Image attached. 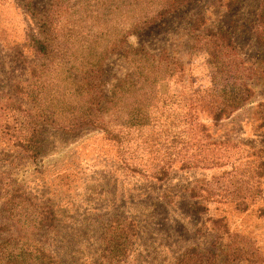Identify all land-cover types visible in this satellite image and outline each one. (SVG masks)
<instances>
[{
  "label": "rangeland",
  "instance_id": "374dc122",
  "mask_svg": "<svg viewBox=\"0 0 264 264\" xmlns=\"http://www.w3.org/2000/svg\"><path fill=\"white\" fill-rule=\"evenodd\" d=\"M171 1L0 0V181L32 201L9 214L2 193L0 245L22 240L44 247L65 264H177L193 245L217 247L212 221L226 217L230 230L251 239L264 255V218L257 208L240 213L223 205L204 215L193 213L191 191L214 172L177 166L165 181H152L126 170L117 146L98 127L72 130L79 112L91 108L85 81L98 62L101 107L110 127L135 128L152 109L181 114L194 93L212 90L215 70L204 46L206 35L193 30L203 17L208 28L232 32L242 58L254 68L250 83L256 91L249 104L211 132L237 152L264 148L256 115L264 103V70L259 71L264 46L257 38L264 0H240L231 11L220 0H191L134 33ZM44 25L56 31V40L50 56L38 58L30 42L41 36ZM140 47L150 60L136 58L133 51ZM164 52L170 63L184 67L171 81L161 72L148 74ZM9 101L39 119L41 156L35 162L4 136ZM160 126L162 138L177 132L170 122ZM35 205L54 208L56 229L35 226ZM131 221L137 228L132 245L114 251L121 244V226Z\"/></svg>",
  "mask_w": 264,
  "mask_h": 264
},
{
  "label": "trees",
  "instance_id": "16d2710c",
  "mask_svg": "<svg viewBox=\"0 0 264 264\" xmlns=\"http://www.w3.org/2000/svg\"><path fill=\"white\" fill-rule=\"evenodd\" d=\"M191 0H172L156 16L135 28L134 33L148 30L158 21L180 10ZM229 11L237 7L240 0H220ZM207 20L199 17L194 24L195 32L206 35V53L215 70L212 90L194 93L193 100L186 102L182 113L166 114L151 110L149 117H139L135 128L106 126L107 121L101 102L104 91L100 83L102 65L100 62L89 70L85 81L89 93V112L80 111L73 122L72 130H82L89 126L98 127L118 148V159L126 170L146 179L162 182L168 179L172 170L181 166L183 170L214 172L210 178L203 179L199 186L191 191L196 201L191 208L195 215H204L213 206L231 205L240 213H249L257 208V215L264 218V148H249L235 151L230 142L215 140L211 127L218 128L230 120L256 96L251 85L254 68L248 67L228 29L212 30ZM41 36L34 37L30 49L38 58H47L52 53L56 31L44 25ZM257 38L264 46V15L260 16ZM138 60L151 59L149 52L140 47L133 51ZM170 57L164 52L152 61L148 74L164 73L169 81L184 72L181 62L170 63ZM259 71L264 70V59ZM36 73V71H34ZM257 74V72H255ZM143 75V74H142ZM264 75V71H263ZM144 77H147L144 75ZM95 109L100 115L97 116ZM5 112L4 136L15 148L24 152L35 162L41 156L40 122L38 117L23 105L9 101ZM257 120L259 129L264 130V103L258 105ZM204 116V118L202 117ZM210 122V124L207 123ZM170 122L177 132L170 138H162L160 125ZM9 206V214L32 204L18 187L0 181L1 195ZM35 226L40 229L57 228V216L50 205H35ZM218 234L219 244L214 249L193 245L181 257L177 264H264V255L249 238L229 228L226 217L212 221ZM121 244L119 248L128 250L137 236L134 222L121 226ZM221 242V243H220ZM223 243V244H222ZM123 252V251H122ZM0 264H65L62 259L39 245L9 241L0 245Z\"/></svg>",
  "mask_w": 264,
  "mask_h": 264
}]
</instances>
